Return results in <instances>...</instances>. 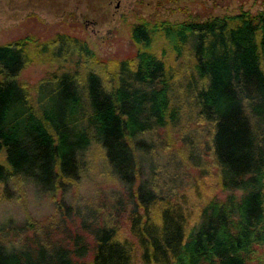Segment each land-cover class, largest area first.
Instances as JSON below:
<instances>
[{
    "label": "trees",
    "instance_id": "16d2710c",
    "mask_svg": "<svg viewBox=\"0 0 264 264\" xmlns=\"http://www.w3.org/2000/svg\"><path fill=\"white\" fill-rule=\"evenodd\" d=\"M130 36L123 55L61 30L0 42V199L31 179L62 215L49 229L32 216L3 226L14 237H0V264H134L137 249L147 264H264V7L140 14ZM71 53L72 68L22 76L35 58ZM180 81L202 136L200 159L225 190L194 207L140 177L142 134L177 122ZM93 141L128 187L133 236L109 218L78 220L65 198Z\"/></svg>",
    "mask_w": 264,
    "mask_h": 264
},
{
    "label": "rangeland",
    "instance_id": "374dc122",
    "mask_svg": "<svg viewBox=\"0 0 264 264\" xmlns=\"http://www.w3.org/2000/svg\"><path fill=\"white\" fill-rule=\"evenodd\" d=\"M242 7H264V0H0V42L26 33L45 39L61 30L83 36L101 54L123 55L133 47L130 24L140 14L182 18L188 10L207 15ZM76 56L77 53H71L60 61L35 58L24 68L22 76L35 81L47 69L72 68ZM178 59L185 61L183 57ZM181 81L175 84L176 99L181 104L177 122L167 130L142 134L140 177L155 190L171 193L194 207L211 194L224 195L225 190L216 181L215 166L210 160L206 164L200 159L202 136L194 121L191 98L184 86L177 85ZM203 165L208 170L202 171ZM12 189L11 195L0 199V237L6 241L13 239V233L7 231L3 235L2 227L28 216L42 228L59 224L62 215L50 192L39 188L31 179L15 182ZM127 189L126 183L111 169L103 147L93 141L83 154L80 178L66 190L65 198L78 208L74 212L78 220L109 218L119 225L123 234L133 236L127 218L130 208ZM185 193L189 199H185ZM134 264H147L140 258L139 249Z\"/></svg>",
    "mask_w": 264,
    "mask_h": 264
}]
</instances>
